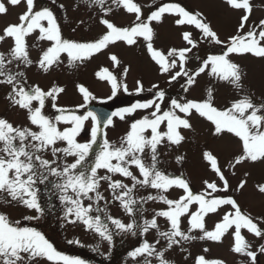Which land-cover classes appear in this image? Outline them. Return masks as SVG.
<instances>
[{
	"label": "snow or ice",
	"instance_id": "6c2138e0",
	"mask_svg": "<svg viewBox=\"0 0 264 264\" xmlns=\"http://www.w3.org/2000/svg\"><path fill=\"white\" fill-rule=\"evenodd\" d=\"M106 2L107 0H89V6H99L106 17L112 11L110 6L105 7ZM224 2L231 9L244 10L236 34L225 40L220 38L202 12L188 10L179 3H164L143 19L141 6L134 0H112V4L122 7L126 13L135 14L134 22L130 26H118L102 17L100 24L104 26L105 32L92 41L79 42L64 38L53 10L49 7L37 9L36 0H0V14H7L9 5L25 6V11L18 16L19 22L8 23L0 31V43L9 39L12 41L7 53L0 52V85L9 86L5 97L9 107L17 112L23 111L29 122L28 126L15 125L6 117L0 116V204L33 210L42 215L44 209L38 199L37 184L55 177L58 182L53 183V188L59 192V199L64 205L63 219L67 223L98 234L110 245L113 232L103 222L100 213H105V219L119 232H131L135 235L134 229L142 233H148L150 229L156 231L159 238L154 243L145 239L128 253L136 264H141L137 258H143V264H152L150 258H154L156 264H174L166 256L174 247L179 246L181 251H186L183 248L185 242L200 240L222 244L227 237H231L229 250L245 258L240 264H258V255H264V242L255 246L246 239L244 232L252 234L258 241H264V216H253L232 195H217L227 194L230 190L242 192L246 187V180L241 179L236 189H232L218 157L210 150L202 152V159L208 163L217 179H203L201 183L204 187L200 192L193 190L191 181L183 173L174 176L160 167L162 148L170 150L186 142L183 130H193L190 119L193 113L211 122L214 136L231 134L239 139L241 152L229 162L230 168L235 169L245 162L264 163V94L259 102L254 99L255 93L246 88L244 83L247 73L231 58L233 55L251 54L255 58L264 59V19L249 27L253 11L251 0ZM165 14L175 17L177 27L191 26L197 30L200 39L192 31L182 30L180 39L184 46L169 47L167 52L156 48L154 40L157 33L152 25L153 22L163 23ZM33 34H37L38 42H50V46L40 50L39 59L35 62L36 67L44 73L63 63L62 54H66L70 66H75L77 63L83 64L117 42L134 46L142 38L147 53L158 66V73L165 75L167 84L184 79L181 88L184 93H189L198 83L197 78L206 74L242 95L233 99L229 106L220 109L214 105L215 97L211 88L207 90V98L202 101L187 99L185 96L168 97L166 101V90L158 83H153L147 89L149 93H153L152 99L112 112L106 118L104 127L113 125V117L124 120L126 115L137 110H151L149 115L132 122L130 130L118 145L105 137L99 151L94 153V158L90 161L101 133V119L92 110L83 114H77V111L86 108L88 103L96 99L93 93L85 86L77 85L84 103L73 110L57 103L59 96L65 92L64 87L53 84L46 90L39 84L29 85L25 72L12 71L14 64L16 68L21 65L27 68L34 64L30 58L27 39ZM200 41L222 46L223 51L201 58L198 68L188 69L186 65L191 59L190 54L198 49ZM109 59L114 67L121 69V75L126 78L131 67L121 68L122 61L116 54H111ZM95 75L99 80L110 84L113 96L121 88L128 91L127 84L121 83L117 75L106 67ZM144 91L143 82L137 80L135 92L139 94ZM49 104L55 110L54 116L46 113V106ZM88 121H91L90 128L86 127ZM82 133L90 135V138L81 142L79 137ZM47 155L51 158H46ZM69 157L72 158L71 162ZM185 160L184 155L175 156L177 164L182 165ZM133 167L138 174L131 170ZM101 170L104 174H101ZM116 175L131 183L114 179ZM101 182L107 183L112 201L118 202L129 216L142 215L143 204L148 201H158L166 207L155 211L153 217L145 219L142 225H137L135 220L125 224L107 214L106 208L99 206L101 201L105 204L109 202L100 191ZM138 187L154 189L156 195L137 198L135 193ZM255 187L264 196V183ZM174 189L183 194L175 199L165 195ZM86 200L90 203L85 204ZM193 205L196 206L195 211L191 210ZM221 212V218L209 230L206 227V217L210 214L220 215ZM158 217L165 219L169 225L168 230L160 229ZM184 217H187L189 225L187 231L182 229ZM39 218L38 215L23 216L28 221ZM162 240L166 245H161ZM73 242L79 243L70 241ZM203 251L206 253L209 249L205 248ZM45 261L48 264H86L81 258L58 251L35 227L22 226L20 220L13 221L7 212L0 211V264H42ZM194 264H226V261L198 255Z\"/></svg>",
	"mask_w": 264,
	"mask_h": 264
},
{
	"label": "rangeland",
	"instance_id": "374dc122",
	"mask_svg": "<svg viewBox=\"0 0 264 264\" xmlns=\"http://www.w3.org/2000/svg\"><path fill=\"white\" fill-rule=\"evenodd\" d=\"M141 6L143 19L157 7L164 3H179L188 10L200 11L211 22L214 30L222 40L235 35L240 17L244 14V10L231 9L224 0H134ZM253 11L249 20V27L257 24L259 20L264 19V0H251ZM37 9L42 7H49L53 10L57 22L60 25L62 36L66 39L87 42L99 38L104 32L105 28L100 24V19L104 17L100 7L92 4L89 6V0H36ZM63 5V7H60ZM111 7L112 11L106 17L113 21L118 26H130L135 20V14L126 13L122 7H117L112 4V0H107L105 7ZM7 14H0V31L8 23H18V16L25 11L23 4L19 6H8ZM175 17L165 14L163 23L156 24L153 22V27L156 30L157 38L154 40V46L167 52L169 47L184 46L180 33L182 30H189L199 40V32L191 26L177 27L174 23ZM36 35L28 37L30 58L34 64L25 68L21 65L16 68L15 64L12 66V71H23L26 74L29 85L39 84L44 89L50 88L53 84L64 87L65 92L58 98V105L73 110L77 109V105L84 103L81 94L78 92L77 85L85 86L93 93L96 99L92 100L90 104H103L112 110L118 111L121 108L130 107L138 102H143L147 99L153 98V93L147 91L153 83H158L161 88L167 92L166 101L168 97L180 98L185 96L187 99L202 101L207 98V90L213 89L215 97L214 105L217 108L223 109L229 106L233 99L239 98L242 93H238L224 82L218 81L215 78L209 77L206 74H201L198 77V83L189 91L184 93L181 84L184 79L178 82H173L171 85L166 83L165 75L158 73V66L151 60L147 53L145 42L141 38L137 45L127 46L124 42H117L115 45H110L103 52L96 54L90 60L83 64L77 63L75 66H70L67 63L66 54H62L63 63L54 67L47 73H44L35 62L39 59L40 50L46 49L50 46L48 41H37ZM12 41L9 39L0 43V52L7 53L11 47ZM223 51L222 46H216L207 41H200L198 49L193 50L190 54L191 59L186 65L188 69H196L201 64V58H206L210 54H219ZM116 54L122 61L121 68L130 66L131 70L127 77L121 75V69L113 66L109 56ZM235 62L241 65L243 70L247 73L245 86L251 89L254 93V99L259 102L262 94H264V59L255 58L251 54L244 56L231 57ZM108 68L120 79L121 83L127 84L128 91L125 92L123 88L117 91L116 95H112L111 86L106 81L99 80L95 73L101 68ZM143 82L145 91L137 94L135 92L136 81ZM9 86L0 85V116L6 117L15 125L28 126V121L25 118L23 111L17 112L9 107L8 101L5 99ZM155 91V90H154ZM163 107V105H162ZM84 108H80L77 114H83ZM151 110H137L131 115H126L124 120L119 117L113 118V125L108 126L103 130L94 145L93 156H90L91 161L94 158V153L98 152L104 138L109 142L119 144L122 137L130 130V125L137 119H141L145 115H149ZM46 113L49 116H54L55 110L51 108L50 104L46 106ZM191 123L193 130H183V134L187 137L179 147L172 149L162 148L160 167L167 173L174 176H179L182 173L191 181V186L195 192L203 190V179H217L215 174L211 171L210 166L202 159V152L206 150L212 151L219 159L227 178L232 185V189H236L239 181L244 179L247 181L245 189L241 191L230 190L227 194L218 193L217 195H232L236 198L242 208L247 209L253 216H264V196H261L257 190L256 185L264 183V163L245 162L243 165L237 166L235 169L230 168L229 162L233 157L241 152V142L238 138L231 134H225L223 137H216L213 135V125L205 118L193 113L191 116ZM91 121L86 122V127L90 128ZM63 127V125H61ZM164 130L163 125L161 126ZM90 138V135L82 133L79 137L81 142ZM176 155L186 156L185 162L177 164L175 161ZM46 158H51L47 155ZM69 162L72 158H68ZM134 174H138L135 167L131 169ZM235 172V175L232 173ZM247 173V175H245ZM101 174H104L101 170ZM114 179H121L124 183L130 184L131 181L119 175L113 177ZM58 182L55 177H49L48 181L43 184H37L38 199L44 209L43 214L35 213L33 210L23 208H10L7 205L0 204V211H5L10 218L20 220L22 226L35 227L42 232L53 243L56 249L65 255L78 257L86 261V264H136L128 253L135 247H138L145 239L150 243H154L159 237L156 231L150 229L148 233H142L136 229V234L131 232H119L110 221L105 219V213H100L104 223L108 224L109 229L113 232V241L111 245L108 241L102 239L98 234L92 231H85L82 226L67 223L64 217V205L59 199V192L53 188V183ZM100 191L109 201L105 204L101 201L99 206L107 209V214L120 219L125 224L136 221L137 225H142L145 219H151L154 212L165 208L166 206L158 201H148L143 204V214L129 216L119 206L118 202L112 201L111 192L108 190L107 183L101 182ZM137 198L146 197L149 194L156 195V190L150 188H137ZM183 193L178 190H170L165 193L169 198H178ZM90 201H85V204ZM95 207V205H94ZM192 211L196 210V206L191 207ZM227 210V209H225ZM95 214V213H93ZM220 215L210 214L206 217V227L211 230L215 223L221 218ZM25 215H38L39 219L24 220ZM182 229L187 231L188 222L187 217L182 218ZM157 222L162 231L169 228L168 223L164 218L158 217ZM198 234V233H193ZM246 239L252 242L255 246L264 241H258L252 234L244 232ZM70 241H79V243H70ZM231 237L225 238L222 244H217L210 241H191L185 242L183 248L186 251H181L179 246L174 247L166 253L168 259L174 264H194V259L198 255H205L206 258H221L226 261V264H240V261L245 259L237 254H233L229 250ZM161 245H166L165 241H161ZM158 247H160L158 245ZM208 248V252L203 250ZM190 253V254H189ZM143 264V258H137ZM152 264H156L154 258ZM48 264V262H42ZM258 264H264V255H258Z\"/></svg>",
	"mask_w": 264,
	"mask_h": 264
},
{
	"label": "water",
	"instance_id": "95a60500",
	"mask_svg": "<svg viewBox=\"0 0 264 264\" xmlns=\"http://www.w3.org/2000/svg\"><path fill=\"white\" fill-rule=\"evenodd\" d=\"M87 110H92L98 114V116L101 119V131L105 129L104 122L106 121V118L113 112L111 109L107 108L104 105L101 104H91L87 105L84 112Z\"/></svg>",
	"mask_w": 264,
	"mask_h": 264
}]
</instances>
